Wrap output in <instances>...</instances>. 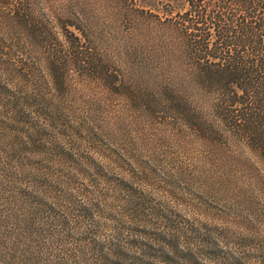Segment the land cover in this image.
I'll return each instance as SVG.
<instances>
[{"label":"rangeland","instance_id":"rangeland-1","mask_svg":"<svg viewBox=\"0 0 264 264\" xmlns=\"http://www.w3.org/2000/svg\"><path fill=\"white\" fill-rule=\"evenodd\" d=\"M13 1L0 0V73L26 70L29 87L50 93L48 73L63 69L64 20L86 25L95 51L118 62L134 41L145 52L149 37L161 40L148 27L155 15L187 5L30 0L25 23L12 17ZM66 70L54 112L11 118L0 107V264H264L257 156L204 145L141 103V88L128 99ZM29 195L39 212L27 219Z\"/></svg>","mask_w":264,"mask_h":264},{"label":"trees","instance_id":"trees-1","mask_svg":"<svg viewBox=\"0 0 264 264\" xmlns=\"http://www.w3.org/2000/svg\"><path fill=\"white\" fill-rule=\"evenodd\" d=\"M11 8L12 17L25 23L32 17L30 0H14ZM169 12L148 24L151 32L161 33L158 43L149 37L143 52L134 41L118 62L95 51L86 25L64 20L63 69L48 73L51 90L64 88L70 65L102 86L122 89L126 98L141 88V103L182 121L204 145L245 149L264 164V0H187L183 11ZM29 75L26 70L0 73V107L10 108L11 118L55 111L53 91L29 87L24 81ZM36 205L29 195L27 219L39 212ZM17 236L15 228L10 235L15 249Z\"/></svg>","mask_w":264,"mask_h":264}]
</instances>
